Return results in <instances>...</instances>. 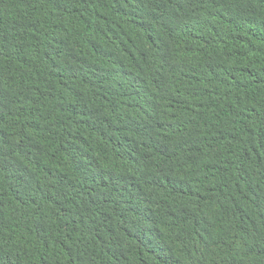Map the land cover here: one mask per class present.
Segmentation results:
<instances>
[{
  "label": "trees",
  "instance_id": "obj_1",
  "mask_svg": "<svg viewBox=\"0 0 264 264\" xmlns=\"http://www.w3.org/2000/svg\"><path fill=\"white\" fill-rule=\"evenodd\" d=\"M0 264H264V0H0Z\"/></svg>",
  "mask_w": 264,
  "mask_h": 264
}]
</instances>
